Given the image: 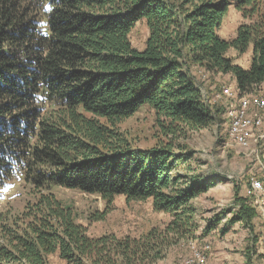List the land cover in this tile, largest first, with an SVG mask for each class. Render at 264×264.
<instances>
[{
  "label": "trees",
  "instance_id": "16d2710c",
  "mask_svg": "<svg viewBox=\"0 0 264 264\" xmlns=\"http://www.w3.org/2000/svg\"><path fill=\"white\" fill-rule=\"evenodd\" d=\"M231 7L259 19L227 39L220 29ZM142 19L149 36L139 49L129 34ZM250 47L248 68L227 55ZM191 65L233 75L241 94L263 89L264 0H0V186L16 170L41 191L22 213L0 218V264H48L57 250L70 264H85L113 246L42 192L52 185L100 195L108 205L96 220L117 195L152 199L173 220L150 233V247L193 231L190 202L215 182L180 183L175 168L188 157L173 141L135 147L119 127L148 105L166 135L207 128L214 114ZM240 202L236 221L251 220L255 209ZM119 246L137 253L141 243Z\"/></svg>",
  "mask_w": 264,
  "mask_h": 264
},
{
  "label": "rangeland",
  "instance_id": "374dc122",
  "mask_svg": "<svg viewBox=\"0 0 264 264\" xmlns=\"http://www.w3.org/2000/svg\"><path fill=\"white\" fill-rule=\"evenodd\" d=\"M258 19L257 14L246 16L241 9L231 7L220 33L232 39L242 23ZM148 36L145 19L138 21L129 34L133 46L139 49L145 47ZM227 55L246 67L251 62L253 48L244 53L231 48ZM190 72L214 114V120L207 128L181 129L176 134L166 135L155 111L148 105H143L119 127L135 147L150 148L173 141L175 150L184 153L188 157L186 164L190 165V168L186 164L176 166L175 172L183 176L180 183L189 182L193 176L215 182L212 188L190 202L195 211L193 231L187 237L170 233L164 244L150 247L146 245L150 233L164 231L173 220L170 213L155 210L152 199L128 200L124 195H117L105 217L96 220L93 216L104 212L108 205L100 195L58 185L42 189L43 193L53 192L65 205H69L76 222L87 228L89 236L110 238L113 246L102 253H95L92 259L84 260L85 264H184L183 261L191 255L193 244L199 248L210 246L206 251L210 264H264V211L258 210L245 194L250 178L263 175V166L255 160L254 154L230 141L226 113L231 103L218 96L225 85L234 84L238 89L237 80L231 74L209 72L196 65H191ZM40 194L41 191L26 179L24 172L15 170L0 186V218L22 213L36 202ZM239 200H246V204L255 209L251 220L236 221L241 209ZM209 226L212 229L206 231ZM125 239L141 243L140 251L134 253L120 246L114 248L117 241ZM47 259L48 264H70L59 250L48 255Z\"/></svg>",
  "mask_w": 264,
  "mask_h": 264
},
{
  "label": "built area",
  "instance_id": "2783aa9c",
  "mask_svg": "<svg viewBox=\"0 0 264 264\" xmlns=\"http://www.w3.org/2000/svg\"><path fill=\"white\" fill-rule=\"evenodd\" d=\"M218 96L231 103L226 113L230 141L254 154L255 160L263 166V175L250 178L245 194L253 200L258 210L264 211V88L250 94H241L240 88L228 84L220 90ZM209 249V245L199 248L193 244L191 255L183 261L184 264H210L206 254Z\"/></svg>",
  "mask_w": 264,
  "mask_h": 264
},
{
  "label": "crops",
  "instance_id": "0c3cea01",
  "mask_svg": "<svg viewBox=\"0 0 264 264\" xmlns=\"http://www.w3.org/2000/svg\"><path fill=\"white\" fill-rule=\"evenodd\" d=\"M251 63V62H250ZM250 66V64L248 66H246L245 68H248Z\"/></svg>",
  "mask_w": 264,
  "mask_h": 264
}]
</instances>
